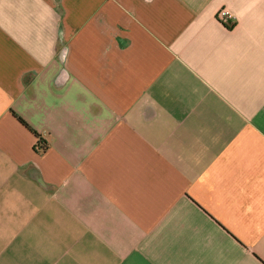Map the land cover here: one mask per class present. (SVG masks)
<instances>
[{
  "label": "crops",
  "instance_id": "0c3cea01",
  "mask_svg": "<svg viewBox=\"0 0 264 264\" xmlns=\"http://www.w3.org/2000/svg\"><path fill=\"white\" fill-rule=\"evenodd\" d=\"M0 264H264V0H0Z\"/></svg>",
  "mask_w": 264,
  "mask_h": 264
},
{
  "label": "built area",
  "instance_id": "2783aa9c",
  "mask_svg": "<svg viewBox=\"0 0 264 264\" xmlns=\"http://www.w3.org/2000/svg\"><path fill=\"white\" fill-rule=\"evenodd\" d=\"M216 18L219 22L229 26L235 23V16L226 7H221L220 10L217 11Z\"/></svg>",
  "mask_w": 264,
  "mask_h": 264
},
{
  "label": "trees",
  "instance_id": "16d2710c",
  "mask_svg": "<svg viewBox=\"0 0 264 264\" xmlns=\"http://www.w3.org/2000/svg\"><path fill=\"white\" fill-rule=\"evenodd\" d=\"M229 28H232V27L229 26ZM19 120L28 128L27 124L22 119L19 118ZM36 136H37V142H36L35 147L39 150L44 151L47 147L46 142H44L40 136H38V135H36Z\"/></svg>",
  "mask_w": 264,
  "mask_h": 264
},
{
  "label": "rangeland",
  "instance_id": "374dc122",
  "mask_svg": "<svg viewBox=\"0 0 264 264\" xmlns=\"http://www.w3.org/2000/svg\"><path fill=\"white\" fill-rule=\"evenodd\" d=\"M233 15H234V14H233ZM234 16H235V15H234ZM235 20H236V18H235ZM234 24H235V23H233V25H230V27L234 26Z\"/></svg>",
  "mask_w": 264,
  "mask_h": 264
}]
</instances>
